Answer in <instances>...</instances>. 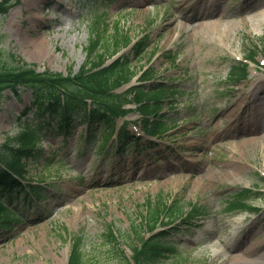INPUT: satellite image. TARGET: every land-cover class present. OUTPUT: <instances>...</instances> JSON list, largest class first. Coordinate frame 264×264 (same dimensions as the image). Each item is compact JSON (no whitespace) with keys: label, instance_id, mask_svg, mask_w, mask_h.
<instances>
[{"label":"rangeland","instance_id":"rangeland-1","mask_svg":"<svg viewBox=\"0 0 264 264\" xmlns=\"http://www.w3.org/2000/svg\"><path fill=\"white\" fill-rule=\"evenodd\" d=\"M210 1L20 0L0 16L2 49L35 64L38 71L66 74L69 68L77 72L85 62L91 23L104 14L108 31L101 48L110 42L111 28L118 23L134 40L146 39L140 56L131 46L122 51L130 69L137 73L156 48L148 63L157 80L178 88L173 108L165 109L175 127L157 147L140 144L148 148L142 153L139 146L120 157L113 151L99 153L97 141L78 149V135L85 128L79 123L72 125L67 137L49 131L41 153L26 162V179L50 189L35 207L16 208L24 221L0 230V264H66L73 236L83 243L84 264H123L130 259L132 228H138L146 203H155L159 196L166 203L172 199L196 203L205 213L165 238L177 246L180 258L154 264H233L229 256L241 240L246 248L257 241L253 253L261 254L264 196L249 200L260 208L255 214L227 217L223 206L242 187L258 183L264 188L258 178L264 174V131L249 135L251 139L242 135L256 124L264 125V67L257 72L251 68L244 82L230 85L226 79L232 61L243 59L254 46L257 60L264 59V0ZM185 3L210 5L220 18L193 21L192 13L175 6ZM199 10L192 15L202 14ZM169 54L175 56L174 64ZM256 82L260 86L251 92L247 108L252 113L259 108L260 120L240 112ZM30 100L29 90H22L20 99L3 93L0 145L18 131L16 117ZM136 117L133 113L125 119ZM110 228L118 233L117 245L105 238ZM253 264H264V256Z\"/></svg>","mask_w":264,"mask_h":264},{"label":"trees","instance_id":"trees-1","mask_svg":"<svg viewBox=\"0 0 264 264\" xmlns=\"http://www.w3.org/2000/svg\"><path fill=\"white\" fill-rule=\"evenodd\" d=\"M17 2V0H1L0 1V14L6 13L10 6H12L13 2ZM129 38L124 35L118 37H114L112 41V49H116L120 47L122 44L126 43ZM97 43L92 41L90 46L87 48V52L89 55L93 53L96 48ZM109 52L108 47H106L105 51L97 54L95 56V60H92L90 63L92 66L99 65L103 58ZM253 53V52H252ZM2 55L9 58L5 55L2 50H0V61L2 59ZM237 69L244 74V68L242 66H238ZM84 68L80 70L78 76L75 77L74 81L76 84H73L70 77H62L60 74H52L48 72L44 73H36L33 69L27 67H13L7 68L5 66L0 65V91L6 87H11L16 91V87L19 84L31 85L34 89L33 94V103L36 107V114L42 115L45 111L49 112V119H56L55 122L60 124L62 120L69 119L70 114L77 107H82L83 104L81 102L82 99L89 98L92 100L96 107L91 112V118L96 117L99 121L102 119L104 121L105 127L109 130L108 135L104 138V142H107L110 134L112 132L113 123L112 117L118 114H123L124 111L120 109L121 103L126 99V95L116 96L110 92V89L119 84L118 80H126L129 77V71H120L117 73H111V75L102 76V73L99 74H87ZM112 82H109V81ZM38 85V88L35 87ZM55 85L62 86L66 90L65 94V104L64 107H61L59 103L53 102V99L56 95H58V91L55 89ZM147 95L142 91H139L136 94L135 101L139 103L138 109L142 114H153L158 108L159 104V96L154 95L151 98H147ZM154 100L155 104L150 105L149 101ZM64 108V109H63ZM29 125V124H28ZM47 125L44 122H39L36 129H41ZM146 128H148V123L145 121ZM153 133H159L161 128L156 125L153 126ZM125 134H121L120 137H123ZM37 136L36 134L29 129L24 130L19 136L15 138H8L6 143L4 144L7 149V155L9 158L6 161V166L9 168L11 172H14L18 175H21L24 171L20 164V159L23 155H26L29 151V148L33 146L35 143ZM16 147V148H15ZM15 183L11 174L7 172L0 171V190L5 191L8 189L10 185ZM243 198L240 200H236L234 202L235 205L242 206ZM164 207L154 208L150 211L149 217L146 221V225L151 228L161 218V214ZM178 210H170L167 214L166 219L171 221L174 219ZM9 211L7 207L3 206L0 201V226H7L10 221L8 220ZM161 221V220H160ZM165 223V222H164ZM135 236L138 238L140 234L135 231ZM107 237L110 241L115 242V236L111 231L107 233ZM159 241L157 239H153L150 242L146 243L143 246L142 251H137L136 248H133V264H141L143 261L147 259H155L164 252L168 251L158 244ZM80 243L78 241L73 243V247L71 250V254L69 257L68 264H84V256L80 252ZM125 264H132L130 262H125Z\"/></svg>","mask_w":264,"mask_h":264},{"label":"bare ground","instance_id":"bare-ground-1","mask_svg":"<svg viewBox=\"0 0 264 264\" xmlns=\"http://www.w3.org/2000/svg\"><path fill=\"white\" fill-rule=\"evenodd\" d=\"M203 1L204 0H198V3L201 4V3H203ZM215 1H217V0H211L210 2L214 3ZM175 6L178 8V11H182L184 13L185 12H190V11H192L194 9V5L193 4L191 5L190 3H185V4H182V5H175ZM240 14L242 15L243 13H240ZM205 16H206L205 18L212 17V16H210V13L206 14ZM178 18H181V17H178ZM197 19L200 20L199 17H194L191 20L195 21ZM215 19L218 20L219 18H215ZM171 20L173 21L174 19H171ZM168 25H169V23H168ZM249 134H252V133H249ZM230 175H233V174H230ZM257 247H258V242L257 241L253 242V244H251L250 248H248V247L246 248V243L239 244L236 247V249L234 250V252L230 253V256H229L230 257V261L233 264H253V263H255L258 260V258H260V257L262 258L264 256V250L261 252L260 255H256L255 256V253H253V251Z\"/></svg>","mask_w":264,"mask_h":264}]
</instances>
